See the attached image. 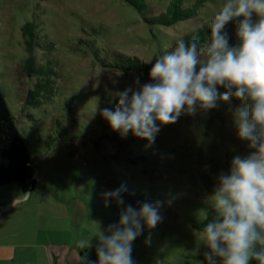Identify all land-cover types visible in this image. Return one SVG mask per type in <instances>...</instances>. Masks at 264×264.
I'll use <instances>...</instances> for the list:
<instances>
[{"label": "rangeland", "instance_id": "1", "mask_svg": "<svg viewBox=\"0 0 264 264\" xmlns=\"http://www.w3.org/2000/svg\"><path fill=\"white\" fill-rule=\"evenodd\" d=\"M225 2L201 0L197 16L153 26L125 0H0V89L35 178L26 193L14 183L0 186V264L96 261L93 222L101 228L118 222L121 208L106 204L102 194L120 185L127 187L126 203L137 208L145 200L163 202V220L133 242L135 264L207 263L194 223L211 210L210 196L233 156L252 151L236 135L232 111L239 106L218 102L207 112L184 114L161 126L154 145L146 147L131 133L112 131L100 110L114 106L126 88L137 90V78L140 85L151 83L149 75L102 64L119 52L151 69L156 57L174 47L172 38L212 19ZM238 20L224 29L230 46L236 45ZM25 23L37 34L35 62L51 69L53 92L39 105L25 101ZM86 239L91 246L80 249Z\"/></svg>", "mask_w": 264, "mask_h": 264}, {"label": "clouds", "instance_id": "2", "mask_svg": "<svg viewBox=\"0 0 264 264\" xmlns=\"http://www.w3.org/2000/svg\"><path fill=\"white\" fill-rule=\"evenodd\" d=\"M237 18L238 44L230 46L224 29ZM208 28L205 45L196 36L178 40L156 57L151 83L140 85L137 78V90L117 93L115 108L100 114L112 131L131 133L151 147L161 126L184 114L207 112L231 98L246 101L247 107L233 109L232 117L237 138L252 151L233 156L228 172L219 175L210 196L212 218L207 209L201 212L207 222L199 241L207 249V264H264V0H226ZM125 192L126 185H120L102 194L106 204L114 202L121 211L118 222L107 228L93 222L97 259L85 264H135L133 242L163 220L162 201L145 200L137 208L126 203ZM90 246L87 239L79 242L80 249Z\"/></svg>", "mask_w": 264, "mask_h": 264}, {"label": "trees", "instance_id": "3", "mask_svg": "<svg viewBox=\"0 0 264 264\" xmlns=\"http://www.w3.org/2000/svg\"><path fill=\"white\" fill-rule=\"evenodd\" d=\"M125 2L135 7L142 14L143 20L153 26H172L178 22L193 18L199 14L198 10L201 4V0H196L195 2H190L189 0H161L158 3H154L153 0H125ZM211 20L202 21L198 27L183 34L181 37L172 38L171 44L175 46L180 39L187 41L196 36L199 38L200 45H205L208 42V26ZM21 31L26 38V50L30 53L24 63L30 86L25 101L28 104L39 105L49 100V95L53 92L52 80L48 78L51 69L49 66L46 67L39 59L38 62H35L34 51L38 43L36 42L37 34L34 25L25 23L22 25ZM236 44H238L237 38ZM113 55V61L104 62L102 64L104 67L115 68L124 72H142L149 75L150 67L138 57L119 52H114ZM218 91L223 94L225 89L220 87ZM230 102L239 107H247L245 101L235 98H231ZM117 103L118 101H116L114 106L106 105L105 108L114 109ZM186 115L190 117L189 115L191 114ZM120 145L125 150H128L126 144L121 143ZM33 173V161L24 143V138L16 126L14 117L0 89V186L14 183L21 193H26L35 188ZM208 212V218L211 219L212 211L209 210ZM206 222L204 219L195 222L194 227L202 230ZM250 264H257V262L251 261Z\"/></svg>", "mask_w": 264, "mask_h": 264}]
</instances>
